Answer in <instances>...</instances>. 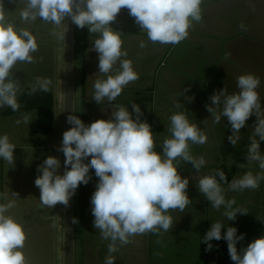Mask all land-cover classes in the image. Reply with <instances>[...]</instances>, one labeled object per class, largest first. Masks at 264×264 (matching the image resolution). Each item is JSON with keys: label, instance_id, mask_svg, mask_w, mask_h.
Masks as SVG:
<instances>
[{"label": "clouds", "instance_id": "obj_1", "mask_svg": "<svg viewBox=\"0 0 264 264\" xmlns=\"http://www.w3.org/2000/svg\"><path fill=\"white\" fill-rule=\"evenodd\" d=\"M25 7L20 11L22 22H35L38 18L54 26L65 25L70 18L79 29L87 28L90 34H98L92 44L98 54L99 73L106 78L96 79L92 100L101 104L105 99L112 104L123 89L138 80L139 74L122 50V31L111 27L121 12L127 8L129 16L146 32L148 40L161 45H177L189 36L193 22L202 20L203 0H21ZM243 27V26H242ZM67 31L52 30L51 35L63 39ZM140 48L146 47L144 41ZM36 37L26 28L18 27L8 19V13L0 0V108L9 107L13 112L20 109L18 94L22 87L12 69L18 63H34L33 54L38 51ZM119 63V68L114 66ZM239 91L229 94L227 87L214 91L209 97L206 110L211 114L214 124L222 117L230 125L228 141L237 146L240 130L255 116L254 132L249 137L246 164L254 162L264 170V154L260 143L264 141V107L257 92L259 77L243 74L236 79ZM51 80L37 77L30 87L29 95L38 90L48 92ZM189 91L188 88L184 92ZM181 92L180 95H183ZM191 102L194 97H186ZM177 109L184 107L176 103ZM132 111L121 104H115L108 119H97L85 124L72 110L66 116L71 127L63 132L62 141L57 148L62 152L63 172L58 157L49 155L38 165L34 184L40 190L39 205L55 208L58 204L69 207L70 199L80 185L92 180L90 170L98 178L95 191L90 198L93 227L99 231L101 239L109 241L104 264H115L113 253L120 247L131 243V237L148 233L162 236L173 227L171 211L184 212L192 204L187 189L189 179L178 172L181 161L191 163L196 172L205 164L203 156L198 159L190 152V145H203L207 142L206 133L189 120V113L177 111L170 116L168 131L162 144V154L157 152L154 133L146 120H141L140 106L132 102ZM66 111V109H65ZM64 111V112H65ZM101 111H103L101 109ZM31 115L22 113L15 123L29 125ZM16 146L7 134L0 136V158L14 167ZM90 158V159H89ZM87 161V162H86ZM264 180V173L245 172L240 178L233 177L229 183L223 170L203 176L197 185L198 191L217 211L224 208L223 215L228 221H235L237 215H247V209L234 207L235 199H226L221 182L228 184L231 191L255 190ZM18 198V193L11 192ZM0 264H29L23 249L27 235L23 224L10 214L16 199H9L8 193H0ZM19 199V198H18ZM72 223H79L73 217ZM56 227L55 222L52 225ZM213 222L201 243L206 244L205 252L213 250L212 241L227 242L228 254L234 264H264V235L254 239L246 247L237 249V243L244 240V234H237L236 227H227ZM157 243H161L158 239Z\"/></svg>", "mask_w": 264, "mask_h": 264}, {"label": "crops", "instance_id": "obj_2", "mask_svg": "<svg viewBox=\"0 0 264 264\" xmlns=\"http://www.w3.org/2000/svg\"><path fill=\"white\" fill-rule=\"evenodd\" d=\"M3 6L8 19L16 22L17 18L18 23L27 27L36 37L39 46L38 51L33 54L34 65L24 63L28 73L24 72L22 75L23 81L26 78L32 79L34 75L40 77L41 40L40 34L33 27L43 25L44 21L38 18L35 22H22L19 13L25 4L21 0H3ZM201 8L202 20L193 22L188 38L177 45L152 43L148 40L147 33L141 32L134 18L129 16L128 9L121 10L111 27L122 31V50H127L128 53L122 59L132 61L140 78L129 83L112 104L106 99L101 104L92 100L95 80L106 78L99 73L98 54L92 48L98 34H90L84 28L78 31L77 45L74 38V57L78 46L80 60L77 75L75 70V94L80 86V74L83 90L81 116L86 124L97 119H108L115 104L124 105L131 112V103L135 102L143 112L141 120H146L151 125L155 150L161 154L163 140L171 136L168 131L169 118L177 111L186 109L190 122L196 123L208 138L203 145H190L191 154L197 159L203 156L205 160L199 172H196L191 163L183 161L178 168L181 176L189 179L187 193L192 204L184 212L176 210L169 213L173 217V227L162 236L148 233L131 237L132 242L118 250L120 257L117 259L122 262L119 264H234L225 240H213L214 247L210 252H205L206 244L200 242L216 221L225 226L222 228V235L229 226L236 227L238 235L244 234V240L237 243L238 250L264 235V180L260 182L258 189L244 191H231L228 184L221 182L226 199H235L234 207H241L249 212L247 215L238 214L235 221L227 220L223 215V207L219 211L213 209L197 188L203 176L219 168L225 172L229 183L233 177L240 178L247 171L254 175L264 173L255 162L249 167H240V164L247 163L245 157L256 117L252 116L246 122V127L240 130L237 146H233L228 141V136L232 133L227 119L222 117L219 124H214L211 114L205 108L206 104L211 103L209 97L216 90L226 86L229 94L237 93V77L249 73L260 79L257 92L264 107V0H203ZM141 41L145 42L146 47H139ZM118 68L119 63L114 66L111 74L114 75ZM34 70L33 75H30ZM15 78L19 79V73ZM30 87L31 85L22 86V92ZM185 88L189 91L184 92ZM181 92L184 94L180 95ZM186 97L194 99L189 102ZM178 102L184 107L177 109L175 104ZM10 110L7 106L0 108V120L6 126V133L9 121L22 113H28L31 118L37 117V124L32 126L29 133L39 135L36 133L37 111L12 113ZM87 116L88 121L84 119ZM260 150L264 154V141L260 143ZM8 181L6 177L0 181L4 193ZM158 239L161 243H157ZM103 249L107 251L105 247ZM91 254H95L93 250ZM104 261L101 259L95 263L93 259L89 264H104Z\"/></svg>", "mask_w": 264, "mask_h": 264}, {"label": "rangeland", "instance_id": "obj_3", "mask_svg": "<svg viewBox=\"0 0 264 264\" xmlns=\"http://www.w3.org/2000/svg\"><path fill=\"white\" fill-rule=\"evenodd\" d=\"M15 23L18 27L24 28L23 25L18 23L17 18ZM33 28V30L40 34L39 39L41 40L42 59L40 78L51 80L50 91L54 96L53 123L50 133L43 134L37 127L36 133L39 135L34 136L33 132H29L32 126H36L37 117L32 118L29 125L23 123L17 125L15 123L16 119H19L21 116L13 118L7 123V133L5 132L6 126L0 120V136L7 134L10 142L16 146L14 150V167L11 168L6 161L0 158V181H3L4 177L9 179L5 192L8 193L9 199H16L17 206L11 210L10 214L17 221L21 222L25 228L27 240L23 251L29 264H63V205L58 204L53 209L41 208L39 205L40 190L35 186L34 181L39 175L37 172L38 165L49 155L60 159L61 174L63 172V153L58 152L57 148L61 144L63 135L64 38L57 39L51 35V32L53 29L63 31L64 25L57 27L44 22L43 25L34 26ZM78 31L79 28L75 26L74 38L76 45L78 42ZM79 63V51L78 46H76V75L80 71ZM30 64L34 65L33 63ZM24 70V63H18L12 69L15 76L19 73V80H22L20 82L21 87L32 86L36 81L35 77L37 75L31 77L32 79L26 78L23 81L22 75H24V72L28 73V69ZM33 72L35 70L31 71L30 75H33ZM79 85L75 94V115L79 116L82 120L83 107L81 106V101L83 90H81L80 74ZM84 119L88 121V116L87 119L86 117ZM83 122L85 123V121ZM90 172L92 180L87 185H80L74 195V217L79 221V223L74 224V264H89V261L93 259L97 263L101 259L105 260L108 253L103 247L107 249L109 241L101 239L99 231L93 227L94 217L91 214L90 198L95 191L96 183L94 181H97L98 178L95 176L94 170H90ZM11 192L18 193L19 199L13 197ZM0 193H4L1 186ZM0 203H6V201L0 199ZM54 222L56 224L55 228L52 227ZM92 250L95 253L93 256L91 254ZM118 256L120 257V254L117 251L113 255L115 264L122 263L118 261Z\"/></svg>", "mask_w": 264, "mask_h": 264}, {"label": "water", "instance_id": "obj_4", "mask_svg": "<svg viewBox=\"0 0 264 264\" xmlns=\"http://www.w3.org/2000/svg\"><path fill=\"white\" fill-rule=\"evenodd\" d=\"M65 25L67 31L64 33L63 57V132L71 127L66 123V116L72 110L74 111L73 114H75L74 24L72 23L70 18H66ZM64 159L65 157L63 155V161ZM73 217L74 196L70 199L69 207L64 208L63 206V264H74V224L72 223Z\"/></svg>", "mask_w": 264, "mask_h": 264}, {"label": "trees", "instance_id": "obj_5", "mask_svg": "<svg viewBox=\"0 0 264 264\" xmlns=\"http://www.w3.org/2000/svg\"><path fill=\"white\" fill-rule=\"evenodd\" d=\"M30 88L25 89L22 94L18 96V103L20 109L17 112L20 113L27 111H37L38 114V129L43 134H48L51 131L53 123V108H54V96L49 90L48 92L37 91L33 95H29Z\"/></svg>", "mask_w": 264, "mask_h": 264}]
</instances>
